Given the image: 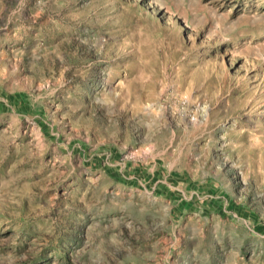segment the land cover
<instances>
[{
  "label": "rangeland",
  "instance_id": "1",
  "mask_svg": "<svg viewBox=\"0 0 264 264\" xmlns=\"http://www.w3.org/2000/svg\"><path fill=\"white\" fill-rule=\"evenodd\" d=\"M0 264H264V0H0Z\"/></svg>",
  "mask_w": 264,
  "mask_h": 264
}]
</instances>
